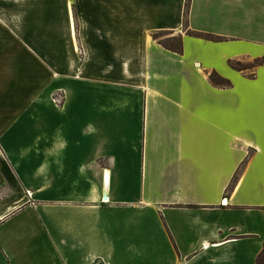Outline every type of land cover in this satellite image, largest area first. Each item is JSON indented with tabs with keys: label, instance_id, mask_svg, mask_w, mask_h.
Masks as SVG:
<instances>
[{
	"label": "crops",
	"instance_id": "0c3cea01",
	"mask_svg": "<svg viewBox=\"0 0 264 264\" xmlns=\"http://www.w3.org/2000/svg\"><path fill=\"white\" fill-rule=\"evenodd\" d=\"M186 2L0 0V264H256L264 0Z\"/></svg>",
	"mask_w": 264,
	"mask_h": 264
},
{
	"label": "trees",
	"instance_id": "16d2710c",
	"mask_svg": "<svg viewBox=\"0 0 264 264\" xmlns=\"http://www.w3.org/2000/svg\"><path fill=\"white\" fill-rule=\"evenodd\" d=\"M189 6H190V0H187L186 2V14H185V21H184V25L187 27V13L189 10ZM190 35H193L195 37H199V38H205V39H211V40H215V41H222V38H218V37H214V36H205L201 33H195V32H188ZM160 37H166L167 40L164 41H160ZM153 38L159 42V44H161L165 49L170 50L172 52H175L177 54H182L183 52V47H182V37L181 36H173L172 33H155L153 35ZM230 66L233 69H236L238 71H243L246 70L248 68H255L259 65L262 64V60H256L254 61V63L250 64V65H246V64H242L241 62H229ZM210 82L212 85L216 86V87H221V88H229L231 87V82L229 80H226L225 78L221 77L217 72H212L210 74ZM256 264H264V247L263 250L261 251V253L259 254L257 260H256Z\"/></svg>",
	"mask_w": 264,
	"mask_h": 264
},
{
	"label": "rangeland",
	"instance_id": "374dc122",
	"mask_svg": "<svg viewBox=\"0 0 264 264\" xmlns=\"http://www.w3.org/2000/svg\"><path fill=\"white\" fill-rule=\"evenodd\" d=\"M164 40H167L166 37H160V41H164ZM58 86L59 87H54V86L50 87L47 90V92L49 94H51L50 99H49V102H50L52 108L62 109L64 105L62 107L59 106V105H57L54 102V98L56 97V100H60L61 97H62V95H64L65 98H66L67 92L64 89L60 88V87H67V86L64 85V84H61V85H58ZM42 108H50V106H49V104H48V102H47V100L45 98L42 99ZM225 205H227V204H225ZM95 264H105V263L103 262V260H97Z\"/></svg>",
	"mask_w": 264,
	"mask_h": 264
},
{
	"label": "built area",
	"instance_id": "2783aa9c",
	"mask_svg": "<svg viewBox=\"0 0 264 264\" xmlns=\"http://www.w3.org/2000/svg\"><path fill=\"white\" fill-rule=\"evenodd\" d=\"M54 102L57 104V105H59V106H63L64 105V103H65V96L64 95H62V97H61V99L60 100H56V97L54 98ZM96 263V262H95Z\"/></svg>",
	"mask_w": 264,
	"mask_h": 264
}]
</instances>
